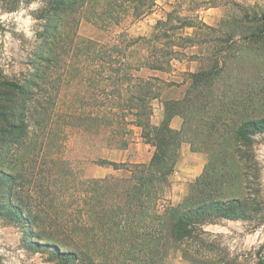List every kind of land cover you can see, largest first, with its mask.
I'll list each match as a JSON object with an SVG mask.
<instances>
[{
	"label": "rangeland",
	"instance_id": "374dc122",
	"mask_svg": "<svg viewBox=\"0 0 264 264\" xmlns=\"http://www.w3.org/2000/svg\"><path fill=\"white\" fill-rule=\"evenodd\" d=\"M127 1L78 0L71 7L69 0H0V81L31 92L29 101L15 98L8 121L23 129L11 141L0 122V264H144L147 250L156 254L157 247L136 241L129 249L124 240L115 246L101 219L103 193L94 184L123 174L101 160L147 164L154 153L138 128L126 149L115 148L109 132V125L119 137L129 130L112 113L125 106L128 77L144 73L128 70L146 55L131 39L157 34L160 44L175 46L171 75L158 74L178 85L162 96H185L187 137L207 155L205 174L221 176L225 197H245L232 137L243 123L264 119V34L258 36L264 0H151L142 17L145 2L129 7ZM158 21L166 27L156 29ZM188 70L197 71L198 82ZM152 107L155 125L164 109L160 100ZM250 140L243 147L245 158L251 150L255 155L248 220L205 226V264H264V133ZM178 163L164 192L173 219L185 210L194 182L177 178L176 171L192 176L187 163ZM169 255L168 264H193L180 250Z\"/></svg>",
	"mask_w": 264,
	"mask_h": 264
},
{
	"label": "trees",
	"instance_id": "16d2710c",
	"mask_svg": "<svg viewBox=\"0 0 264 264\" xmlns=\"http://www.w3.org/2000/svg\"><path fill=\"white\" fill-rule=\"evenodd\" d=\"M64 0H61V2ZM71 7L78 4V0H69ZM136 0L127 1L130 4ZM138 1V0H137ZM145 4L139 9V16L146 15L149 10L151 0H141ZM111 4L106 3V9ZM72 8H69L68 12ZM168 18V17H167ZM171 19V18H170ZM167 19V23L170 22ZM106 21V20H105ZM106 25L108 22L106 21ZM264 23V18L261 19ZM166 27L165 23L158 21L156 29ZM187 26V25H183ZM206 27V26H205ZM173 29L166 30L165 34ZM260 32L258 36H262ZM168 37V39H170ZM160 35H154L152 38L139 37L130 40L131 46L143 44L146 55L142 57L139 63H133L128 66V70L134 72L141 71L140 76L128 77L127 79V99L122 111L113 112L112 117L116 119L117 124L122 121L123 125L129 126V130L119 137L120 133L116 131V126L109 125L110 135L114 137V147L117 149H126L129 144L134 143L133 128L140 129L139 137L154 147V153L149 163H116L108 160H101V166L112 167L115 171L123 170L121 176H110L103 179H96L94 184L96 188L103 193V207L101 219L104 220L105 231H112L115 246H120L121 241L135 243V241L148 246L157 247V252L153 255L152 250H147L146 262L144 264H168L171 250H180L181 255L187 258L193 264H205L207 258L205 254L206 238L208 232L205 226L219 224L222 221L246 220L245 211L247 204L251 200L249 189V177L255 155L251 153L244 157L243 147L251 145L250 138L264 133V119L251 120L243 123L233 134L232 158L237 163L238 176L245 185V197H225L220 194L219 177L205 174L207 169L194 180L190 186L189 194L186 197L185 210L173 219V210L170 205H165V189L169 186V178L172 176L173 167L180 158V147L182 142H188L193 149V140L187 136L189 129L185 125L184 112L187 106L181 105L185 101V96L180 101L170 97H163L162 94L172 87H177V82L170 78L162 79L158 73L171 75V61L175 51V46L168 42L160 44ZM181 40H188L182 37ZM162 47L165 49L162 50ZM189 78L196 76V82L199 81L198 74L186 72ZM29 97L31 92L26 90L20 83L8 81L5 78L0 81V122L5 124L6 133L9 139L14 138V132L23 128L14 122L8 121L9 117H15L11 109L17 106L15 98L17 96ZM31 100V97L25 98V101ZM160 100L163 104V120L160 124L151 123L152 103ZM4 105L1 106V103ZM180 102V103H179ZM38 106V105H37ZM20 108L25 110V104ZM38 108H40L38 106ZM36 112H32L35 115ZM182 116L183 126L180 132H175L169 127L170 120L176 116ZM26 133V132H25ZM23 135V134H21ZM26 135V134H25ZM13 142V141H12ZM11 142V143H12ZM14 143V142H13ZM216 149H221V145H214ZM197 151L196 149H193ZM167 153H171L168 154ZM249 210V209H248ZM243 212V214H240ZM138 220L137 224L135 221ZM248 220V219H247ZM155 244V245H154ZM126 248V246H124ZM154 257L156 258L155 261ZM257 264H262L259 260Z\"/></svg>",
	"mask_w": 264,
	"mask_h": 264
},
{
	"label": "crops",
	"instance_id": "0c3cea01",
	"mask_svg": "<svg viewBox=\"0 0 264 264\" xmlns=\"http://www.w3.org/2000/svg\"><path fill=\"white\" fill-rule=\"evenodd\" d=\"M196 70V69H195ZM188 70L190 73H196L197 71ZM163 120V114L160 116V119L155 125H158ZM183 126V118L182 116L176 115L174 116L170 122L169 127L175 131L180 132ZM207 161V155L204 152L201 151H194L190 144L188 142H182L180 147V159H179V165H184L187 163L186 171L191 172L192 176L190 178H185L184 174L182 172H177L176 175L177 178L188 180V182H193L203 171L205 164Z\"/></svg>",
	"mask_w": 264,
	"mask_h": 264
}]
</instances>
